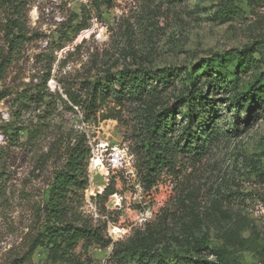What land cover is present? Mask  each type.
<instances>
[{"label":"rangeland","instance_id":"374dc122","mask_svg":"<svg viewBox=\"0 0 264 264\" xmlns=\"http://www.w3.org/2000/svg\"><path fill=\"white\" fill-rule=\"evenodd\" d=\"M232 2L228 11L224 0H22L27 40L0 80V91H9L0 101V264L27 252L53 173L80 132L90 146L80 209L112 242L80 243V264H138L112 258L113 243L149 255L163 250L166 264H264V0ZM8 15L0 8V20ZM126 66L179 76L155 103L110 98L94 115L61 102L64 88L84 98L83 87ZM47 72L52 95L37 105L23 101L20 92ZM216 76L225 89L211 91ZM193 80L216 104L218 139L147 188L140 112L177 103ZM235 94L256 100L248 123L246 107L234 118ZM108 184L113 193L101 195ZM31 261L53 264L42 247Z\"/></svg>","mask_w":264,"mask_h":264},{"label":"trees","instance_id":"16d2710c","mask_svg":"<svg viewBox=\"0 0 264 264\" xmlns=\"http://www.w3.org/2000/svg\"><path fill=\"white\" fill-rule=\"evenodd\" d=\"M232 3V0H224V8L230 11ZM2 7L9 15L5 21L0 20V31L3 32L0 45V80L4 77L8 64L18 55L27 40V29L20 20L22 0H0V8ZM85 26L80 23L76 29L80 31ZM251 53L252 51L244 52L243 61L248 60ZM48 75L47 72L40 83L24 88L20 92L22 100L37 105L45 97H50L52 93L46 86ZM172 76L179 74L171 69L155 71L141 66H126L116 73L107 72L104 80L96 79L83 87L84 98L77 92L64 88L67 100H60L65 107L79 106L94 115L110 98L116 99L118 104L125 100H135L143 105L147 101H157L168 89ZM208 83L211 91L214 88L227 87L226 81L218 76L210 79ZM8 94L9 91L3 88L0 91V101ZM234 100V118L239 121V110L246 107L245 121L248 123L254 106L256 107L255 98L235 94ZM51 103L52 101L48 100L47 107H50ZM183 105L187 106L184 113L181 112ZM217 111L216 104L209 98L208 92L194 80L191 81L187 94L177 100V103L167 104L155 110L146 104L140 116L141 127L146 130V141L142 144L145 146L142 179L147 188L154 185L162 171L173 168L181 157L199 159L207 153L212 143L218 139L219 132L214 130L212 125V118L216 117ZM45 113H50V110H45ZM100 116V119L114 117L112 114ZM89 156L88 140L85 134L80 132L65 148L63 161L53 173L47 201L39 212V229L32 236L27 252L21 259L13 260L12 264H35L31 259L38 247L47 249L48 258L53 264H80L75 254V249L80 243L83 247L86 244L107 246L112 243L105 235L103 226L93 224L80 209L82 196L78 195V192L88 185ZM112 193L108 184L100 194L106 196ZM164 253L163 250H155L149 255L148 251H142L131 244L120 245L118 248L116 243L112 244V258L123 260L132 257L138 264H152L154 261L155 264H166Z\"/></svg>","mask_w":264,"mask_h":264}]
</instances>
